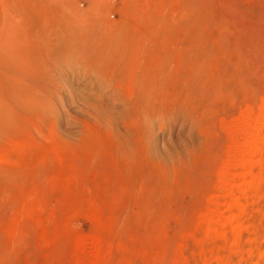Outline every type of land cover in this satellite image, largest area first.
I'll use <instances>...</instances> for the list:
<instances>
[{"label": "rangeland", "instance_id": "rangeland-1", "mask_svg": "<svg viewBox=\"0 0 264 264\" xmlns=\"http://www.w3.org/2000/svg\"><path fill=\"white\" fill-rule=\"evenodd\" d=\"M263 100L264 0H0V264H264Z\"/></svg>", "mask_w": 264, "mask_h": 264}, {"label": "bare ground", "instance_id": "bare-ground-1", "mask_svg": "<svg viewBox=\"0 0 264 264\" xmlns=\"http://www.w3.org/2000/svg\"><path fill=\"white\" fill-rule=\"evenodd\" d=\"M246 116H250V113L249 114H247ZM247 117V118H248ZM247 124H244L243 126L245 127V130L243 131V133H241V134H238L239 132V130L237 131V133L235 132V138H239V136H245L246 137V135L248 136H253L254 138L253 139H250L251 141H247L246 139V141L244 142V145L242 144V146H234V148L231 150V154L234 156V158L236 159V162H235V164L233 165L232 164V166H230V167H235L236 165H238L239 167H241L242 166V168H243V166H251V164H253L254 165V163H257L258 161H255L252 157L255 155V154H257V153H263L264 152V133H263V129H264V100H263V102H262V106L259 108V113H258V115H257V117L253 120V121H250L249 119H248V122H246ZM236 125H240L241 127H242V124H236ZM237 126V127H238ZM241 127H239V128H241ZM236 128V127H235ZM235 131V130H234ZM244 132H245V134H244ZM243 136V137H244ZM249 136H248V138H249ZM244 137V138H245ZM234 138V136H233V139H235ZM242 139V138H241ZM232 140V139H231ZM239 140V139H238ZM233 141V140H232ZM237 141V140H236ZM233 144H234V142H233ZM235 145V144H234ZM232 147V146H231ZM230 154V155H231ZM232 157V156H231ZM230 162V161H229ZM234 162V161H233ZM250 164V165H249ZM226 166V165H225ZM233 167V168H234ZM226 169H222V170H224V172L221 174V179H220V184L222 185V186H227V185H231V186H234L233 184H231L232 182H231V180L233 181L234 179V176L236 175V173H235V175H231L230 174V172H231V170L229 169V167L228 166H226L225 167ZM235 169H237L236 167H235ZM234 169V170H235ZM238 170V169H237ZM233 171V170H232ZM232 173V172H231ZM232 174H234V173H232ZM241 174H250V172H246V173H240V175ZM251 175V174H250ZM238 177V176H237ZM253 177V176H252ZM240 179V178H239ZM242 181H243V179H242ZM247 181V180H246ZM254 181V180H253ZM231 182V183H230ZM244 182V181H243ZM247 182H249V181H247ZM242 183V182H241ZM246 184V183H245ZM220 185V186H221ZM254 185V182H252V180L249 182V186H253ZM221 186V187H222ZM220 187V188H221ZM236 187V186H235ZM242 187V186H241ZM226 188V187H225ZM240 188V187H239ZM245 190V189H244ZM228 191H229V189H228ZM238 191V190H237ZM229 192H232V190H230ZM233 193V192H232ZM243 193H244V191H243ZM235 195V194H234ZM242 195H244V194H242ZM238 198H239V196H238ZM238 198H232V203L230 204V207H236L237 209H240V203H239V201H238ZM217 205H218V203H217ZM216 211V210H215ZM220 215H221V213H220ZM210 216V215H209ZM213 216V215H212ZM235 216V215H234ZM234 216H231L230 218L228 217V218H226L225 220V222L227 223V222H229V224L230 223H232V222H234L235 221V219H234V221H232L233 220V217ZM208 217V216H207ZM210 218H211V216H210ZM220 218V217H219ZM209 219V218H208ZM211 220V219H210ZM209 230H211L210 228H209ZM233 230L234 231H237V232H239V230H240V226L239 225H235V226H233ZM262 253V252H261ZM259 256H261L262 257V255L261 254H259ZM263 256H264V253H263Z\"/></svg>", "mask_w": 264, "mask_h": 264}]
</instances>
